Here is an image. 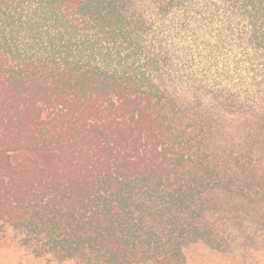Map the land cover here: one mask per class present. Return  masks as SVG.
Listing matches in <instances>:
<instances>
[{
  "label": "trees",
  "instance_id": "trees-1",
  "mask_svg": "<svg viewBox=\"0 0 264 264\" xmlns=\"http://www.w3.org/2000/svg\"><path fill=\"white\" fill-rule=\"evenodd\" d=\"M3 223L34 264H264V0H0Z\"/></svg>",
  "mask_w": 264,
  "mask_h": 264
},
{
  "label": "rangeland",
  "instance_id": "rangeland-1",
  "mask_svg": "<svg viewBox=\"0 0 264 264\" xmlns=\"http://www.w3.org/2000/svg\"><path fill=\"white\" fill-rule=\"evenodd\" d=\"M0 230L3 236L0 242V264H34L41 260L35 257L33 249L24 244L21 234L10 224L3 223ZM186 252L191 264H214V254L202 243L188 245ZM248 256L251 260L257 259L253 254Z\"/></svg>",
  "mask_w": 264,
  "mask_h": 264
}]
</instances>
